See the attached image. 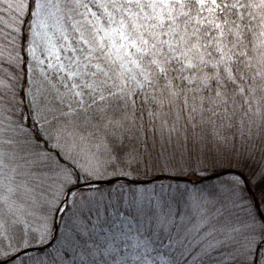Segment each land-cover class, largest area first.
Instances as JSON below:
<instances>
[{
	"label": "rangeland",
	"instance_id": "rangeland-1",
	"mask_svg": "<svg viewBox=\"0 0 264 264\" xmlns=\"http://www.w3.org/2000/svg\"><path fill=\"white\" fill-rule=\"evenodd\" d=\"M72 1H74L73 5L79 6L80 3L85 7L108 46L109 54L101 56L100 50L98 51L96 46L91 45L81 35V29L65 10L62 0H36L29 44L26 48V93L30 106L32 98L36 95L37 84L43 81L46 91L40 98V109L49 119V123L44 125L46 134L51 137L59 131L62 136V149L66 152L67 145L72 141L75 143L70 148L77 146L76 149L81 151L82 147H86L80 162L73 161V163L68 159L76 169L86 174V179L104 181L111 177L127 176L149 181L142 179L145 173H149L145 171L144 160L141 158L143 162L141 164L137 160L130 159V156L135 157L133 154L137 152L132 147L125 149L129 143H142L145 146L147 140L145 128L135 123L120 128L115 120L120 117L128 118L131 113L130 96L137 94L141 99L142 96L147 99L149 91L155 86L154 73L158 72L160 75L167 71L168 66L176 67L175 70H171L177 76L176 79L172 75L175 86L167 88L172 95L175 93L168 103L174 102L175 111L179 109V112L170 115L181 124L177 128V137L188 131L189 139H185L187 141L194 138L193 134L200 135L206 130L210 131L212 149L224 158L221 164L225 163L223 165L229 166L230 161L235 168H241V164L244 165L251 156V150L255 151L259 148L257 141H264L260 139L264 119L263 92H259L256 99L251 95L246 100L248 104H243L248 108L243 123L238 124L244 127L240 131L239 142L243 141V143L239 152L230 149L236 144L232 137H229L232 132L226 131L227 122L232 123L229 118L227 122L222 120V125L214 126L208 122L207 110L191 109L186 101H178L176 97L179 92L185 90L200 89L206 94L214 79L218 76L224 77L231 70L228 65L232 56H227L217 46L210 47L208 35L204 37L199 31L196 34L195 30H189L191 33L185 32V34L183 27L181 30L176 27L175 13L180 8L193 6L192 0H69L67 6L72 5ZM244 1L236 0V6L241 9ZM194 2L195 8L197 6L205 8L210 2L212 7H221L219 0ZM181 3L185 6L179 7ZM19 5L20 1L15 0L13 6ZM197 19L198 16L195 15L194 21ZM251 23L252 27L254 24L259 27L256 22L251 21ZM261 29L258 40L263 45L264 29L262 27ZM261 50L264 52V46H261ZM194 54H197V57H194ZM50 63L52 67H49ZM195 68L197 71L192 75ZM40 69H43V75ZM262 73L264 75V66ZM210 77L214 79L210 81ZM262 82L264 89V80ZM254 88L257 90L258 86ZM151 99V104L148 106L153 109L156 105L154 98ZM249 100L255 102L252 104ZM202 104H206L204 99ZM182 110L186 114H182ZM248 116L249 120H246ZM158 117L162 124L161 130L164 132L171 122H166L169 117L167 114L163 115V112H159ZM37 129L41 133L39 126ZM172 129L176 130V126L173 125ZM148 136L147 150L152 141L156 148L160 147L158 130L151 127ZM50 143L58 147L55 140H50ZM186 145L183 144L181 148ZM181 148L179 153L185 151ZM152 149L155 150L154 147ZM164 149L171 154L172 150L166 149L165 146ZM74 153L76 155L78 152ZM148 153L151 156L149 151ZM164 156L170 159V156ZM209 165L211 166V163ZM0 167L2 168L1 162ZM181 168L184 175H188L191 179L195 178L192 175L191 164H182L179 169ZM169 171L173 172L174 169L169 168ZM2 176L3 173L0 172L2 178L0 182L4 180ZM230 179L233 186L238 190L242 189L243 182L238 177ZM5 183L6 181L2 184ZM156 183L157 186L161 185L158 184L160 182ZM15 185L17 186L10 188L15 191L13 196L24 199L18 201L17 197L12 199L5 194L7 199L0 207H11L15 211L26 202L25 200H28L29 193L25 183ZM117 186L126 185L119 183ZM79 195L80 193L76 194L77 197ZM50 238L49 234L47 239ZM47 239L40 241L31 232L26 236L22 223L17 222L14 226L9 223L6 230H0V257L17 255L18 252L33 248V245L43 246L47 243ZM120 239L115 230L107 235L89 234L87 237L75 233L68 245L67 264H72L73 259L77 264H80L81 260L84 264H113L118 258L122 259L130 255V253L117 252L122 246L117 243ZM262 262L264 263V258Z\"/></svg>",
	"mask_w": 264,
	"mask_h": 264
},
{
	"label": "snow or ice",
	"instance_id": "snow-or-ice-1",
	"mask_svg": "<svg viewBox=\"0 0 264 264\" xmlns=\"http://www.w3.org/2000/svg\"><path fill=\"white\" fill-rule=\"evenodd\" d=\"M3 2L0 0V4ZM40 73L43 75V69ZM3 88L0 80V132L7 127L23 136L28 124L41 129L34 140L24 139V144L30 146L29 165L41 168L39 173L29 171L36 178L35 184L25 181L29 199L15 211L0 207V230L20 222L26 236L34 233L40 241L51 236L43 246H32L42 255L29 257L27 264H67L68 245L75 233L87 237L114 230L121 238L117 243L122 245L117 252L130 255L113 264H249V256L250 264H260L264 255V204L257 192L264 194V165L253 174L246 168L232 167L230 161L228 167L221 166L224 158L220 155L202 158L190 153L195 179L163 172L150 181L132 177L86 179L85 173L61 155V133L51 137L46 134L44 125L49 119L40 109V98L46 91L43 81L37 84L30 106L20 112L22 120L16 119L17 98L11 87L8 91ZM24 98L21 92L20 104H24ZM50 140H55L58 147L52 148ZM208 163L212 166L210 172ZM232 177L243 182V192L251 197L255 209L254 217L248 214L246 198L233 186ZM163 179L176 183L157 186L156 182ZM120 180L125 187L117 186ZM5 199L0 191V206ZM250 233L262 237L254 249L244 246ZM0 264L10 262L5 259ZM72 264L77 261L73 259Z\"/></svg>",
	"mask_w": 264,
	"mask_h": 264
},
{
	"label": "trees",
	"instance_id": "trees-1",
	"mask_svg": "<svg viewBox=\"0 0 264 264\" xmlns=\"http://www.w3.org/2000/svg\"><path fill=\"white\" fill-rule=\"evenodd\" d=\"M14 1L15 0H4V2L0 4V80L3 81L4 91H8L10 86L12 92L15 94L17 98L16 119L22 120L20 112L25 106H29L26 93V48H28L29 44L32 14L35 9L36 0H19V6H13ZM192 1L191 4L193 6L180 8L175 13L174 21L176 27L180 30L184 28V33H191L189 30H195L196 34H198L199 31L204 37L208 35L210 47L217 46L227 56H232L230 58L231 62L228 65V67H231V70L222 78H219V76L216 79L210 77V81L214 80L211 82V87L206 91V94H203L200 89L199 91L185 90V92H179L176 97L179 99L178 101H186L185 103H188L191 109L207 110L208 122L214 126L222 125V120H226L227 122L229 118L232 123L227 122L226 131L232 132L229 137H232V140L236 144L235 147L230 149L239 152L242 149L241 144L243 143V141L239 142V137L241 135L240 131L244 127L238 124L243 123L244 114L248 108L247 106H243V104H248L246 100L251 97V95L256 99L259 92H263L264 94L262 85V81L264 80V75L262 73L264 52L261 50V46H264V44H260L258 40L262 32L261 27L264 29V0H245L241 9L236 6V0H219L221 5L220 8L212 7L210 4L211 2L208 3L210 5L209 7L200 8L197 6V8H195V0ZM68 2L69 0H62V5L71 15L76 26L81 29V35L88 40L91 45L96 46L98 51L100 50L101 56L108 55V46L102 39V35L97 30L85 7L80 5V3H78L79 6L73 5L74 1H72L73 7L72 5L67 6ZM183 6H185V4L181 3L179 7ZM210 7L212 9H209ZM195 15L198 16L196 21H194ZM251 21L256 22L259 27L255 24L252 27ZM185 24L189 25V27ZM194 55V57H197V54ZM175 68V66H168L167 71L160 73V75H158V72H155V89L153 88L149 91L147 99L143 96L141 99L137 94L130 96L132 98V100L129 101L131 113L128 118L125 119L120 117L115 120L117 123L116 125L120 128L128 127L134 123L137 125L141 124L145 128L144 130L147 133L145 146H143L144 144L142 143H129L128 145L130 146L127 145L125 147V149L132 147L137 152L133 154L137 159L132 156H130V159L137 160L142 164V158L145 168L147 164V171H149V173H145L142 179H152L156 175L162 174V172L170 175L185 176L182 172V168H179L182 164H191L188 158L190 153H197V155L202 158L205 156H212V154L218 155L217 152L212 149V140L209 136L210 131L208 130L200 133V135L193 134L194 138L187 141H185V139H189L187 135L188 131H186V133H181L178 137L176 136L177 128L180 127L181 124L176 121V119H172L170 115L176 114L179 112V109L175 111L174 102L168 103V100L174 97L175 93L173 96L170 89L167 88L168 86H175L172 75L176 79L177 76L175 73L171 72V70H175ZM196 71L197 68L194 69L192 75L196 73ZM194 77H196V75H194ZM256 86H258L257 90L254 88ZM21 92L25 94L24 104L19 103ZM208 95L211 97H208ZM150 97L155 100L156 107L153 109L148 106L151 104L152 100ZM203 99L206 102L205 105L202 104ZM250 102L253 104L255 101ZM180 106L183 107L182 105ZM29 111H31L30 107ZM159 112H163V115L167 114L169 119L166 122H171L164 132L161 130L162 124L159 122ZM181 113H185L184 110H182ZM246 120H249V116ZM173 125L176 126V130L174 131L172 129ZM262 126L263 131L260 139H264V119ZM20 127H23L22 123ZM151 127L159 131L160 136L158 138V143L160 147L156 148L152 141V144L147 150L146 145H148L149 142L148 134ZM27 128L28 130L23 136L15 135L13 130L7 127H5L3 132H0V162L2 163L0 172L3 173V182L6 181L5 184L0 182V191H2L4 195L7 194V196L12 199L17 197L18 201H20V199L23 200L24 197L19 198L18 196H13L15 191L10 188L17 186L15 184H23L25 181H28L30 184H35L36 178L29 175V171L33 173H39L41 171V168H31L29 165L28 162L32 159L28 154L30 146L24 144L25 136L30 140H34L35 136L40 134V132L36 124H28ZM225 136L227 137V135ZM73 143L75 142L72 141L67 145V152L62 149L61 155H63L67 161L80 162L86 147H82L81 151L76 149L77 146L70 148ZM257 143L259 148L255 149V151L251 150V156L244 165L241 164V168H246L253 174L257 169L261 168V165H264V141H257ZM183 144L187 145L181 148ZM40 146L42 147L43 145L41 144ZM50 146L52 148L57 147L52 143H50ZM164 146L166 149L172 150L170 151L171 154L169 151H165ZM153 147L155 148L154 151L152 149ZM180 148L185 151L179 153ZM74 152L78 153L74 155ZM164 155L170 156V159L166 158ZM50 158L53 160L56 159L55 155H51ZM71 162L70 164L72 165ZM223 164H221V166L228 167ZM158 165L161 167L157 168ZM206 167L207 171L210 172L212 170L209 163ZM169 168H173L174 171L170 172ZM69 171H72L71 168H69ZM72 174L75 175V172H72ZM138 178L140 177H134V179L140 180ZM249 178L252 179V175H250ZM172 183L176 182L172 180H162L158 184L168 185ZM243 187L244 186H242V189H239V191L243 192ZM243 196L246 198L245 203L248 214L254 217L255 209L252 206L251 198L248 196L247 192H243ZM257 196L260 197L262 204H264V194L257 192ZM5 215L7 216V213H5ZM80 236L82 237L81 234ZM261 238L259 234L250 233L244 242V246L254 249ZM37 255H42V253H27L10 264H27L29 257ZM10 257L12 256H2L0 257V261ZM263 258L264 255H262V261ZM262 261L260 264H264ZM248 262L250 264V256L248 257Z\"/></svg>",
	"mask_w": 264,
	"mask_h": 264
},
{
	"label": "water",
	"instance_id": "water-1",
	"mask_svg": "<svg viewBox=\"0 0 264 264\" xmlns=\"http://www.w3.org/2000/svg\"><path fill=\"white\" fill-rule=\"evenodd\" d=\"M191 179V178H190ZM120 182H124L123 180H120ZM30 251H36V250H30ZM23 253H20V254H18V255H16V256H14L15 258H12V259H10L9 261H11V260H14V259H16V258H18L19 256H21Z\"/></svg>",
	"mask_w": 264,
	"mask_h": 264
}]
</instances>
